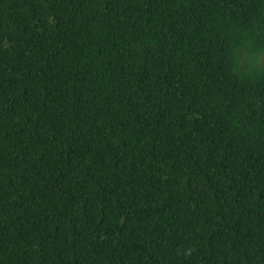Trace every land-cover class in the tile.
<instances>
[{
  "label": "trees",
  "instance_id": "1",
  "mask_svg": "<svg viewBox=\"0 0 264 264\" xmlns=\"http://www.w3.org/2000/svg\"><path fill=\"white\" fill-rule=\"evenodd\" d=\"M0 264H264V0H0Z\"/></svg>",
  "mask_w": 264,
  "mask_h": 264
}]
</instances>
